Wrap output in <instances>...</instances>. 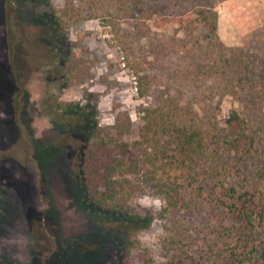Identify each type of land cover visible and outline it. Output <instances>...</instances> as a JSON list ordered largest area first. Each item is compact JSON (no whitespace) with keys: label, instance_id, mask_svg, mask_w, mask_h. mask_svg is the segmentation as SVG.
Wrapping results in <instances>:
<instances>
[{"label":"trees","instance_id":"trees-1","mask_svg":"<svg viewBox=\"0 0 264 264\" xmlns=\"http://www.w3.org/2000/svg\"><path fill=\"white\" fill-rule=\"evenodd\" d=\"M214 7L197 4L180 15L190 47L183 37L152 30L163 16L147 0H65L43 13L57 32L44 50L46 80L70 86L96 76L89 49L64 32L99 18L118 33L140 97L154 96L137 127L122 105L114 107V122L102 125L95 104L52 98L88 203L125 215L146 191L165 202L157 213L167 230L164 260L126 239L117 264H264V192L239 188L227 162L233 153L250 156L254 133L264 130V53L224 44ZM200 24L209 29L205 44L192 37ZM227 95L241 107L220 134L214 111Z\"/></svg>","mask_w":264,"mask_h":264},{"label":"rangeland","instance_id":"rangeland-1","mask_svg":"<svg viewBox=\"0 0 264 264\" xmlns=\"http://www.w3.org/2000/svg\"><path fill=\"white\" fill-rule=\"evenodd\" d=\"M147 1L163 16L152 30L163 32L165 39L176 35L192 46L191 36L179 24L180 15L197 4L214 5L218 18L220 12L230 16L228 9L232 10L238 14L240 32L250 31L246 36L239 32L242 42L224 44L264 53V0ZM64 3L0 0V264H117L126 239L138 240L156 261H162L167 230L157 213L163 199L149 191L141 193L125 215L88 203L73 171L72 147L61 123L53 119L51 103L56 98L95 104L102 125L113 123L114 107L122 105L137 127L142 123V106L154 97H140L135 88L138 74L125 59L118 33L99 18L64 32L66 40L80 39L89 49L96 76L70 86L62 79L46 80L41 70L48 68L44 50L57 32L43 13ZM192 34L201 44L210 36L203 24ZM240 107L229 95L220 100L213 117L220 134L226 131L229 114ZM254 135L253 153L242 157L233 153L227 162L239 188L264 192V130Z\"/></svg>","mask_w":264,"mask_h":264},{"label":"crops","instance_id":"crops-1","mask_svg":"<svg viewBox=\"0 0 264 264\" xmlns=\"http://www.w3.org/2000/svg\"><path fill=\"white\" fill-rule=\"evenodd\" d=\"M227 6V5H226ZM225 6V10H226ZM230 16H228L225 12H220L218 18V32L223 42L227 44H237L242 42L239 36V32L241 31L240 25L237 22V18H235L236 13H233L232 10H229ZM238 12V11H237ZM254 28L251 29L253 31ZM250 31L240 32L241 35L246 36V34Z\"/></svg>","mask_w":264,"mask_h":264},{"label":"built area","instance_id":"built-area-1","mask_svg":"<svg viewBox=\"0 0 264 264\" xmlns=\"http://www.w3.org/2000/svg\"><path fill=\"white\" fill-rule=\"evenodd\" d=\"M135 80H136V77H135ZM135 82L137 83V81H135ZM135 88H136V90H138V85H136V87H135Z\"/></svg>","mask_w":264,"mask_h":264}]
</instances>
